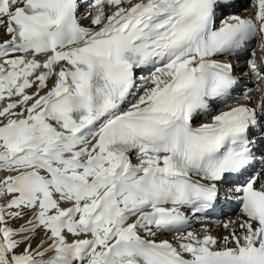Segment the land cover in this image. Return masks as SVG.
<instances>
[{
	"label": "snow or ice",
	"instance_id": "obj_1",
	"mask_svg": "<svg viewBox=\"0 0 264 264\" xmlns=\"http://www.w3.org/2000/svg\"><path fill=\"white\" fill-rule=\"evenodd\" d=\"M0 264H264V0H0Z\"/></svg>",
	"mask_w": 264,
	"mask_h": 264
},
{
	"label": "bare ground",
	"instance_id": "obj_2",
	"mask_svg": "<svg viewBox=\"0 0 264 264\" xmlns=\"http://www.w3.org/2000/svg\"><path fill=\"white\" fill-rule=\"evenodd\" d=\"M235 63H236L237 68L243 66V62L242 61H237ZM232 215H233V212L230 209H228V208H225L223 210V213H214V215L209 217V221H210L209 226L212 227L213 229H216V227H217L216 224L215 223H211V222L216 221V220L221 219V218L227 219L229 216H232ZM196 227H199V225H196ZM167 238L171 239V237H167Z\"/></svg>",
	"mask_w": 264,
	"mask_h": 264
},
{
	"label": "rangeland",
	"instance_id": "obj_3",
	"mask_svg": "<svg viewBox=\"0 0 264 264\" xmlns=\"http://www.w3.org/2000/svg\"><path fill=\"white\" fill-rule=\"evenodd\" d=\"M240 61H242L243 62V60H240ZM228 214V213H227ZM223 219H225V218H221L220 220H223Z\"/></svg>",
	"mask_w": 264,
	"mask_h": 264
}]
</instances>
